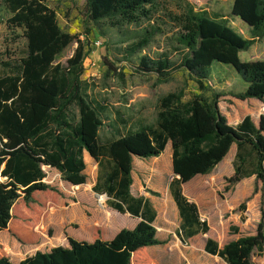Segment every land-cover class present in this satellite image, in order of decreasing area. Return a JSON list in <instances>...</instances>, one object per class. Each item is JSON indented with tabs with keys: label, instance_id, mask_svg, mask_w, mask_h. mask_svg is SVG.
Returning <instances> with one entry per match:
<instances>
[{
	"label": "trees",
	"instance_id": "16d2710c",
	"mask_svg": "<svg viewBox=\"0 0 264 264\" xmlns=\"http://www.w3.org/2000/svg\"><path fill=\"white\" fill-rule=\"evenodd\" d=\"M46 1L4 0L10 13L8 25L20 27L26 41L24 55L1 61L6 73L0 76V231L8 230L22 243H36L39 222L60 197L59 190L44 180V168H55L66 182L82 184L86 151L100 169L93 191L105 193L111 208L140 220L133 228L120 229L110 240H104L98 226L91 230L90 241L67 236V246L36 251L18 264H152L147 247L160 243L153 225L155 211L147 199L130 191L133 157L158 156L170 143L171 169L178 177L169 187L181 218L178 234L185 241L206 232L208 226L199 219L196 205L182 194L181 183L209 173L233 143L236 150L228 185L251 175L264 181V115L257 125L245 115L234 126L219 109L221 93L203 91L181 101L180 94L168 92L159 99L154 126L128 128L101 142L99 129L109 117L106 105L88 96L81 79L83 42L60 28ZM83 1L85 17L100 35L104 28L146 23L137 38L124 46L129 57L155 34L164 33L165 25L175 29L172 49L179 53L177 61L167 54L142 55L138 60V68L155 73L158 82L167 81L173 70L182 67L204 89L212 65L228 64L246 83L245 89L232 96L255 98L264 104V59L242 60L239 56L264 37V0L231 2L229 13L247 25L248 38L234 30L224 16L196 9L189 0H171L173 9L169 0ZM73 40L78 45L66 65L54 63L56 55ZM112 122L125 126L128 119L118 115ZM263 245L262 215L254 234L239 236L222 247L207 238L204 249L228 264H257L252 253L255 249L260 252ZM5 249L16 257L21 254L19 243L11 237ZM0 264H13L1 243Z\"/></svg>",
	"mask_w": 264,
	"mask_h": 264
},
{
	"label": "rangeland",
	"instance_id": "374dc122",
	"mask_svg": "<svg viewBox=\"0 0 264 264\" xmlns=\"http://www.w3.org/2000/svg\"><path fill=\"white\" fill-rule=\"evenodd\" d=\"M169 1V7L173 9V3ZM189 1L196 9L204 8L212 15L224 16L234 30L246 38L250 37L247 25L229 13L232 0ZM46 3L55 11L60 28L83 42L81 79L85 83L88 96L106 105L109 117L103 120L99 129L101 142L124 134L128 128L135 130L144 125L154 126L159 99L168 92L180 94L181 101H187L194 94L203 91L219 92L221 96L218 106L228 122L238 120L245 112L249 113L255 122L259 120L260 115H264L262 101L238 100L232 96V93L245 89L246 83L231 65L213 64L204 89L198 88L192 76L182 67L173 70L169 79L164 82H158L155 73L140 70L138 60L142 55L157 57L167 54L172 60L179 59V53L172 49L175 45L172 34L175 29L169 24L165 25L164 33L155 34L144 48L129 57L124 52V46L137 38L141 27L146 23L140 26L126 25L120 29L104 28L103 35H100L85 17L83 0H47ZM9 16L4 0H0V76L6 73L1 61L19 58L25 52L26 40L22 29L9 26L6 20ZM77 45L76 40L70 42L56 55L54 63L65 66L66 60L74 53ZM239 55L242 60L264 59V37L251 44L247 50L241 51ZM118 115L128 119L127 125L119 122L113 124L112 119ZM233 151L229 150L221 162L210 171L209 180H202L198 186L204 207L200 213L201 218L208 223L207 232L197 233L191 241L185 239L187 244L181 243L176 234L173 235V241H168L169 249L175 248L182 258L177 264H219V258L204 252V239L210 235L223 246L233 238L254 234L262 215L264 233V181L251 175L236 184L228 185L226 178L233 173L235 150ZM83 157L85 182L82 184L66 182L55 168H44V180L59 190L60 197L55 206L46 209L39 222L37 229L40 239L36 243H22L8 230L0 231V243L11 262L17 263L36 251H46L61 245L66 241L68 231L80 236L79 234L88 230L91 232L94 227H99L98 223L101 221L115 218H120L123 227L128 224L123 213H118L108 205L111 200L105 193L93 191L92 187L100 169L86 151ZM170 163V144H167L158 156L134 158L132 192L146 191L153 200L158 201L164 195L166 184L171 177ZM241 204L244 205L243 208ZM157 222L160 225L167 222L165 211ZM169 223L174 230L179 227L178 218L175 216L170 217ZM8 236L20 245L21 254L18 257L5 249ZM179 238L181 240V236ZM252 260L257 264H264V245L260 252L257 249L253 251Z\"/></svg>",
	"mask_w": 264,
	"mask_h": 264
},
{
	"label": "crops",
	"instance_id": "0c3cea01",
	"mask_svg": "<svg viewBox=\"0 0 264 264\" xmlns=\"http://www.w3.org/2000/svg\"><path fill=\"white\" fill-rule=\"evenodd\" d=\"M253 99H255V98H247L245 100H253ZM245 115H249L251 120H252V122L255 125L258 124V120H257V122H255L252 119L251 115L249 113H247V112H245V114L243 116H240L238 120H236L234 122H228V123L235 126L238 122L241 121V119ZM167 144H170V143L168 142ZM233 148H235V149H233ZM231 149H232V151L236 150V145L234 143L230 146L229 150H231ZM233 154H234V151H233ZM134 158H138V157H133V159ZM170 166H171V163H170ZM171 172H172V169H171ZM209 173H207V174H196L195 176H193L192 178H190L186 182L181 183L182 194L186 197V199L189 202H192V203H194L196 205L197 211H198V216H199L200 220H204V219L201 218V213H200L204 207H203V198H202V196H201V194H200V192L198 190L199 189L198 186L201 184L202 180H209ZM131 176H132V171H131ZM177 177L178 176L174 175L173 172L171 173L170 180L166 184L165 193H164L163 196H161L159 198L158 201L157 200L156 201L153 200L152 196L146 191L138 190V191L133 193L132 189L130 188V191H131V193L134 196H141L144 199H147L149 201L151 207L155 211V218H154V221H153V225H154V227L156 229V238L160 241V243L149 245L147 247V251H148V253H149L150 257H151V260H152V264H177V262L180 263L182 261V258L180 256L179 252L175 248L173 250H170L169 246L167 245L168 241L169 240L173 241V235L176 234L177 238L179 239V241L181 243L187 244V240L191 241L192 238H194V236L197 235V233H196V234H194V235H192L190 237H187L186 238L187 240L183 241L182 240V236L178 234L179 227H177V229L174 230L173 226L169 223V220H170L171 216L177 217L178 221H179V224H180V220H181V218L179 216L178 207L176 205V202H175V200H174V198L172 196V193H171V190H170V187H169L170 182L174 178H177ZM132 183H133V178H132ZM164 211H165V218H166L167 222L163 223V225H160L157 222V220H158L159 217H161V214ZM118 213H120V212H118ZM120 214H122V213H120ZM167 214H169V215L167 216ZM122 215H125L127 220H128V224L125 227H123L124 224L120 221V218H115V220H109V221L108 220H104V221H101L100 223H98L99 227L102 229L104 240L112 239L114 237V235L122 228H133L135 226V224L140 220V217L131 216L129 213H123ZM206 223H207V221H206ZM207 226H208V223H207ZM3 230H6V229H3ZM3 230H1V232H3ZM201 233H205V232H201ZM79 235L80 236L76 235L75 233H71V232L68 231V235L67 236H71V237H73L75 239H78V240L90 241V230H88L86 233H82V234H79ZM178 235L181 236V240H180ZM207 238L213 239L218 244L217 239H214L213 237L208 235L204 239V243H203L204 252H206L205 249H204V245H205V241H206ZM236 238H233V239H236ZM65 239H66V241H64L61 244L62 246H67L68 245L67 238H65ZM218 247H222V246H220L218 244ZM48 250H46V251H48ZM206 253H208V252H206ZM208 254H210V253H208ZM210 255H213V254H210ZM213 256H215L216 258H219L218 259V263L219 264H220V261L222 262V264H228L222 258H220L219 256H217V255H213ZM18 262L17 263H13L12 262V263L13 264H18Z\"/></svg>",
	"mask_w": 264,
	"mask_h": 264
},
{
	"label": "bare ground",
	"instance_id": "6f19581e",
	"mask_svg": "<svg viewBox=\"0 0 264 264\" xmlns=\"http://www.w3.org/2000/svg\"><path fill=\"white\" fill-rule=\"evenodd\" d=\"M99 199L101 200V197L99 196ZM102 201V200H101Z\"/></svg>",
	"mask_w": 264,
	"mask_h": 264
},
{
	"label": "water",
	"instance_id": "95a60500",
	"mask_svg": "<svg viewBox=\"0 0 264 264\" xmlns=\"http://www.w3.org/2000/svg\"><path fill=\"white\" fill-rule=\"evenodd\" d=\"M0 178H1V175H0Z\"/></svg>",
	"mask_w": 264,
	"mask_h": 264
}]
</instances>
